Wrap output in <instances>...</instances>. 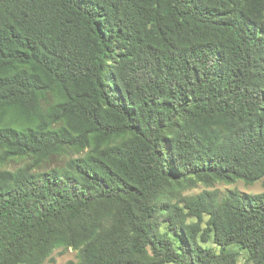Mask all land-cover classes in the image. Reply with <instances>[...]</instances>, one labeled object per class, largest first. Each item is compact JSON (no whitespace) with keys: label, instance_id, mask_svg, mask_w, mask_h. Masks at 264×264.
<instances>
[{"label":"trees","instance_id":"trees-1","mask_svg":"<svg viewBox=\"0 0 264 264\" xmlns=\"http://www.w3.org/2000/svg\"><path fill=\"white\" fill-rule=\"evenodd\" d=\"M14 160L0 264H264V193L188 194L264 179V0H0Z\"/></svg>","mask_w":264,"mask_h":264},{"label":"rangeland","instance_id":"rangeland-1","mask_svg":"<svg viewBox=\"0 0 264 264\" xmlns=\"http://www.w3.org/2000/svg\"><path fill=\"white\" fill-rule=\"evenodd\" d=\"M66 158L64 156L58 157V158H53L49 161V163L45 164V167L49 166L50 168H62L64 166V163L66 162ZM27 161H10L7 165L3 166L0 168V171L3 170H16L20 167H22ZM208 190V191H214L217 190L219 191L220 195L223 197L225 196L229 191H239L241 193H247V194H261L264 193V179L257 182L254 185H246L244 182H237L235 184H224L220 183L217 184L213 188H207L205 186H198L196 189L192 190L191 192H188V194H200L203 191ZM230 253L232 254L233 251H237L236 248H232L229 250ZM245 255L241 254L239 256V259L237 260V264H244L245 263ZM232 260V258L230 259ZM78 262L77 259V254L73 252L72 250H64V249H59L56 250L50 259L46 262V264H76Z\"/></svg>","mask_w":264,"mask_h":264}]
</instances>
